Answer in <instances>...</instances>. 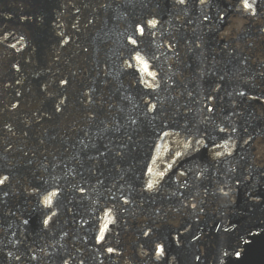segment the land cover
<instances>
[{"label":"water","instance_id":"obj_1","mask_svg":"<svg viewBox=\"0 0 264 264\" xmlns=\"http://www.w3.org/2000/svg\"><path fill=\"white\" fill-rule=\"evenodd\" d=\"M0 264H264V0H0Z\"/></svg>","mask_w":264,"mask_h":264},{"label":"snow or ice","instance_id":"obj_2","mask_svg":"<svg viewBox=\"0 0 264 264\" xmlns=\"http://www.w3.org/2000/svg\"><path fill=\"white\" fill-rule=\"evenodd\" d=\"M247 6V5H246Z\"/></svg>","mask_w":264,"mask_h":264}]
</instances>
